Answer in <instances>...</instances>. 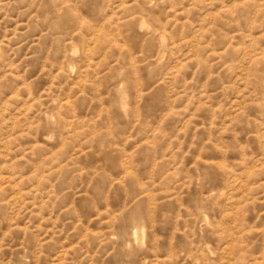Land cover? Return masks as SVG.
I'll list each match as a JSON object with an SVG mask.
<instances>
[{"label":"rangeland","instance_id":"rangeland-1","mask_svg":"<svg viewBox=\"0 0 264 264\" xmlns=\"http://www.w3.org/2000/svg\"><path fill=\"white\" fill-rule=\"evenodd\" d=\"M0 264H264V0H0Z\"/></svg>","mask_w":264,"mask_h":264}]
</instances>
